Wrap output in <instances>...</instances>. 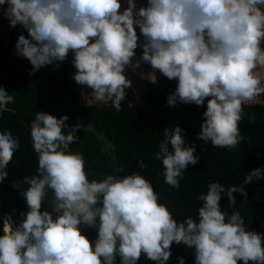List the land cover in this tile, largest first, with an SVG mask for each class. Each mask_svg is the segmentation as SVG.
Returning a JSON list of instances; mask_svg holds the SVG:
<instances>
[{"label":"clouds","instance_id":"clouds-1","mask_svg":"<svg viewBox=\"0 0 264 264\" xmlns=\"http://www.w3.org/2000/svg\"><path fill=\"white\" fill-rule=\"evenodd\" d=\"M0 16L27 32L14 54L28 60L33 72L72 53L74 81L117 112L132 86L126 69L145 63L152 70L141 72L142 80L156 84L157 72L176 80L167 105L203 107L207 100L198 139L213 147L240 144L243 105L264 94V0H147L139 8L136 0L126 6L122 0H0ZM138 47L142 55L133 63ZM14 102L0 87V113ZM249 119L255 121V114ZM68 120L38 111L30 124L38 168L24 178L28 187L20 194L27 211L20 220L14 213L0 216V264H116L117 257L120 264H139L142 256L167 264L173 243L194 250L195 264H264V234L248 230L239 211L221 209L222 197L232 207L234 193L246 200L243 187L210 183L198 196V216L177 221L141 175L143 161L138 172L122 176L124 168H118V174L90 181L83 155L69 149L81 125L69 127ZM65 128L71 131L65 134ZM185 134L179 126L165 128L154 155L172 188L200 160ZM17 150L13 133L0 132V183ZM254 179H264V168L249 172L243 184ZM49 191L51 211L44 205ZM82 225L96 229L94 242ZM177 259L185 264L183 256Z\"/></svg>","mask_w":264,"mask_h":264},{"label":"trees","instance_id":"trees-1","mask_svg":"<svg viewBox=\"0 0 264 264\" xmlns=\"http://www.w3.org/2000/svg\"><path fill=\"white\" fill-rule=\"evenodd\" d=\"M20 35L28 38L21 26L7 31L5 22L0 20V87L15 98V102L8 105L9 110L0 113V132L10 130L19 143V150L7 166L9 176L0 183V216L14 213L15 219H19V214L27 211L20 192L28 187L23 182L24 178L36 175L38 168L30 124L37 112L42 111L57 118L67 115L69 127L81 125L76 134L77 140L69 149L83 155L90 181L118 174V168H124V172L120 173L122 176L138 172L139 162L143 161L145 169L141 175L152 183L159 195V203L166 204L177 221L198 216V208L202 206L198 196L206 194L210 183H220L225 188L243 187L247 192L246 200L241 193H234L237 203L232 207L227 198L222 197L221 209L229 214L239 211L248 230L264 234V179L243 184L249 172L258 167L264 168V104L243 105L246 115L239 127L244 139L235 149L213 147L211 142L206 144L198 139L207 102L203 107L195 104H178L176 107H169L167 103L143 107L121 104L119 112L112 105H88L76 93L70 77L72 53L63 62L54 61L52 65L33 72L28 60L14 54ZM252 113L255 114V121L249 119ZM175 126L185 131L186 146L195 144L194 155L200 158L197 165L187 167L179 181V188L165 183L163 166L154 159L165 128L171 130ZM69 131L71 128L64 129L65 134ZM52 196L49 191L44 200L49 211ZM80 227L82 233L94 242L96 229ZM171 251L167 264H179L177 258L181 256L185 264H195L194 250L173 243ZM116 264H120L119 257ZM139 264L155 262L142 256Z\"/></svg>","mask_w":264,"mask_h":264},{"label":"rangeland","instance_id":"rangeland-1","mask_svg":"<svg viewBox=\"0 0 264 264\" xmlns=\"http://www.w3.org/2000/svg\"><path fill=\"white\" fill-rule=\"evenodd\" d=\"M122 3L126 6V0H122ZM137 8L147 5V0H136ZM0 20H3L5 22V30L11 31L14 28H11L9 26V21L4 18L3 16H0ZM138 36L140 35L139 28L136 29ZM140 42H143V37L140 36ZM142 55V49L137 48L136 49V57L133 60V63L136 62V60L140 59V56ZM152 69L150 65L142 63L141 67L135 71H133L132 68L126 69V76L129 80L132 81V86L128 89H126V98L121 102V104L124 105H132V106H153V105H161L164 103H167V97L172 94L176 87H177V81L176 80H168L166 77H164L159 72L156 73L157 75V83L152 84L148 80H142L140 78V73H148ZM76 72V69L72 68V71L70 73L71 80L75 84V90L76 93L80 96L81 100L88 105L93 104H104V105H112L111 102H101L95 100L94 96H92L91 89L87 86H81L78 85L74 79L73 76ZM264 75V73H262ZM207 102V100L205 101ZM261 103L264 104V94H261L256 98L254 102L251 104Z\"/></svg>","mask_w":264,"mask_h":264},{"label":"built area","instance_id":"built-area-1","mask_svg":"<svg viewBox=\"0 0 264 264\" xmlns=\"http://www.w3.org/2000/svg\"><path fill=\"white\" fill-rule=\"evenodd\" d=\"M8 214H12V213H8ZM5 215H7V214H5ZM14 215H15V214H14ZM14 215H13V219H14V221H15V222L19 221L21 217H20L19 219H15ZM84 226H85V225H84ZM86 227H87V226H86Z\"/></svg>","mask_w":264,"mask_h":264}]
</instances>
